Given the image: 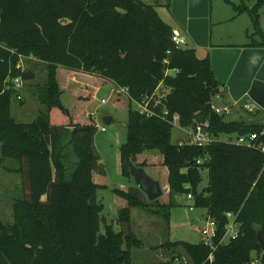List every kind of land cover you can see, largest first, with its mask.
Instances as JSON below:
<instances>
[{"label": "trees", "instance_id": "obj_1", "mask_svg": "<svg viewBox=\"0 0 264 264\" xmlns=\"http://www.w3.org/2000/svg\"><path fill=\"white\" fill-rule=\"evenodd\" d=\"M164 1L171 12V0ZM263 4L258 0L252 8H234L238 14L247 12L259 29ZM174 31L154 6L140 0H0V171L18 174L23 191L13 203V223L0 217V264H133L131 249L143 242L133 232L132 210L161 216L169 226L176 197L189 195L193 207L207 209V218L215 223L213 245L169 241L164 248L181 247L196 264H255L256 259L264 264L257 239L258 231L264 238V153L259 148L264 125L228 121V115L212 109L216 96L224 100L229 93L211 70L210 49L200 59L196 48L176 47ZM262 38L248 47H264ZM21 58H34L47 71L46 84L37 86L47 110L30 124L12 116L13 98L19 94L13 81L35 78L31 68L17 69ZM174 70L178 73H169ZM107 83L128 88L135 100L162 83L170 91L165 105L171 115L180 116L181 126L207 124L215 141L203 148L175 145L169 122L139 114L126 96L118 95L116 102L128 112L122 172L132 178L127 159L153 168L165 182V194L149 202L137 187L114 190L126 202L118 212L121 229L106 226L102 234L104 206L97 194L108 187L107 172L95 146L98 127L88 105L95 89ZM65 93L77 103L76 113L63 106ZM68 133L77 160L70 179L62 144ZM251 134L259 137L252 148L220 141L222 135ZM154 150L162 155L159 164L143 157ZM6 159L19 166L6 167ZM205 170L208 184L200 189ZM228 214L237 237L226 243Z\"/></svg>", "mask_w": 264, "mask_h": 264}, {"label": "rangeland", "instance_id": "obj_2", "mask_svg": "<svg viewBox=\"0 0 264 264\" xmlns=\"http://www.w3.org/2000/svg\"><path fill=\"white\" fill-rule=\"evenodd\" d=\"M148 5H152L158 11L161 18L168 24H173L177 29V24L170 12L168 4L164 0H140ZM258 0H210V49L223 48H247L253 43H262L264 35V4L260 7L259 29L253 25L250 15L245 13L238 14L235 6L245 5L254 7ZM179 28V27H178ZM180 29V28H179ZM261 31L262 34L258 33ZM187 48H196L197 56L204 59L208 55V50L200 48L189 37ZM26 70L32 69L35 72L33 80L24 81L20 94L23 99L13 98L12 116L23 124L33 123L41 113L46 112L47 108L41 104L37 96V86L45 85L47 82V71L43 63L28 60L25 61ZM174 75V73H171ZM115 84L107 83L99 89H95L88 109L92 114L93 123L98 127L95 137V146L100 154L101 162L104 164L107 176L104 179L107 188L98 191V201L104 206L101 224V233L104 234L106 226H112L115 232L120 231L118 224V212L121 205L126 202L120 199L115 193L116 189L128 190L136 187L133 178H127L122 172V161L120 148L128 139V112L122 104L117 103L118 95ZM124 96V95H123ZM65 108H71L75 113L78 105L71 102L69 94L65 93L61 97ZM105 101V102H103ZM123 101V100H122ZM228 95L224 104L232 108L231 114L226 118L228 121H245L247 123H257L264 125V111L255 103L249 102L247 105L255 106L253 111H248L245 107L240 108ZM106 118H112L110 124H106ZM105 128L106 131L101 129ZM191 127L176 125L172 132V143L175 145H186L190 141L189 134ZM236 139V135L232 136ZM71 135L68 133L62 141L66 148V164L68 168V179L72 173V158L75 159L73 149L70 144ZM220 141L227 142L228 137L222 135ZM144 159H149V163L159 164L162 155L158 151H148L143 155ZM5 166L17 168L18 162L14 159H6ZM147 174L160 181L163 187L164 180H158L153 168H144ZM204 181L200 187L202 189L208 184L207 170L202 172ZM164 179V178H163ZM164 191V189H163ZM165 194V191H164ZM23 196L21 178L18 174L10 173L7 170L0 171V217L5 224L13 223V203ZM148 200V199H147ZM177 207L171 209L169 226L166 225L161 216L150 214L141 208L132 210V229L139 240L143 242L140 248L132 247L133 264H196L192 257L185 253L181 247L166 249L163 244L166 242L184 241L197 244L211 238L213 226L207 221V209L194 208L193 200L186 196L176 197ZM158 208V207H157ZM208 230L204 235L203 231ZM227 238L225 242H229ZM255 257V256H254ZM255 264H261V260L256 259Z\"/></svg>", "mask_w": 264, "mask_h": 264}, {"label": "water", "instance_id": "obj_3", "mask_svg": "<svg viewBox=\"0 0 264 264\" xmlns=\"http://www.w3.org/2000/svg\"><path fill=\"white\" fill-rule=\"evenodd\" d=\"M171 14L177 26L197 47L210 49V0H171ZM211 70L222 87L228 89L231 99L240 107L250 101L264 111V47L210 49ZM106 124L111 118L104 119ZM126 165L131 177L147 197L155 202L163 195L161 183L151 178L145 169L130 159ZM264 251L262 231L257 232Z\"/></svg>", "mask_w": 264, "mask_h": 264}, {"label": "built area", "instance_id": "obj_4", "mask_svg": "<svg viewBox=\"0 0 264 264\" xmlns=\"http://www.w3.org/2000/svg\"><path fill=\"white\" fill-rule=\"evenodd\" d=\"M172 41L176 45V47L186 48L188 46L189 36L185 32H183L181 29L175 30L173 37H172ZM26 59L28 58H21L20 63L17 65V69L20 70L21 72L26 71V66H25ZM31 60H35V59L31 58ZM172 72L176 74L178 73V70L170 71L169 73H172ZM13 86L17 90V92H19L17 98L23 99V97L20 94V89L23 88L24 86V80L22 78L15 79L13 81ZM116 87H117V90H114V93H116L117 95L126 96L132 102L133 109L139 114L145 117H149V118L160 117L163 120H166L167 122H169L173 126V128L176 125L181 126L180 116L178 114L171 115L170 111L165 105L166 101L168 100L170 91L168 90V88L164 87L162 83L157 87V89L152 94H148L144 96L141 100H135L131 98L129 95L128 88H123V87H118V86ZM221 90L223 91L224 89L221 88ZM224 100H223V96L218 95L216 96L215 102L212 105V109L219 115H229L232 112L231 106H229L228 104L220 103ZM234 104L237 105L236 103ZM245 108L251 112L253 111V109H255V106L246 105ZM207 126H208L207 124H201V125H197L193 127L189 134L190 141L188 144L203 148L213 143L215 139L213 138L211 133L208 131ZM101 130L106 131L105 128H102ZM258 138L259 137L257 134H251L248 136L244 135V136L236 137V139H234L233 137H230L228 138V141L236 145H239V146H245V147L252 148L256 146L254 144ZM259 148L264 153V145ZM202 162L203 160H198V164H201ZM188 199L193 200V197L189 195ZM191 210H194V207H191ZM228 218L231 219V223L227 226V238H230V239L236 238L237 228L233 223V216L231 214H228ZM207 221L210 222L214 230L212 232L211 238L204 242L207 245L212 246L213 245L212 239L215 236L216 226H215V223L211 219L207 218ZM203 234L207 235L208 230L206 229L205 231H203ZM213 258H214L213 254H211L208 259L210 262H213Z\"/></svg>", "mask_w": 264, "mask_h": 264}, {"label": "crops", "instance_id": "obj_5", "mask_svg": "<svg viewBox=\"0 0 264 264\" xmlns=\"http://www.w3.org/2000/svg\"><path fill=\"white\" fill-rule=\"evenodd\" d=\"M170 25H172L173 27H175L173 24H170ZM175 30H180L178 27H177V29L175 28ZM111 120H112V118H111ZM65 151H66V149H65ZM65 154H66V152H65ZM63 161H64V163L66 164V157L63 159ZM77 161V160H76ZM75 161V159H73L72 158V162H73V164H72V167L71 168H74V166H75V164L77 163ZM66 166H67V164H66ZM69 167L67 166V169H68ZM73 170V169H72ZM67 174H68V172H67ZM72 174V173H71ZM71 176V175H70ZM67 177H68V175H67Z\"/></svg>", "mask_w": 264, "mask_h": 264}]
</instances>
